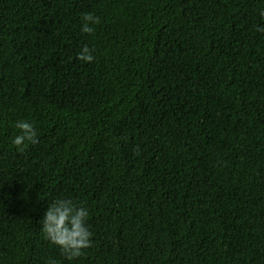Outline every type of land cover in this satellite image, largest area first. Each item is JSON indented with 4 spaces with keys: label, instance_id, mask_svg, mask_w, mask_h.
<instances>
[{
    "label": "trees",
    "instance_id": "obj_1",
    "mask_svg": "<svg viewBox=\"0 0 264 264\" xmlns=\"http://www.w3.org/2000/svg\"><path fill=\"white\" fill-rule=\"evenodd\" d=\"M262 10L0 0V264H264ZM19 119L38 133L23 152ZM56 198L89 211L72 261L41 230Z\"/></svg>",
    "mask_w": 264,
    "mask_h": 264
},
{
    "label": "clouds",
    "instance_id": "obj_2",
    "mask_svg": "<svg viewBox=\"0 0 264 264\" xmlns=\"http://www.w3.org/2000/svg\"><path fill=\"white\" fill-rule=\"evenodd\" d=\"M264 17V10L260 12ZM100 23V18L92 13L82 16L81 32L92 34L93 25ZM264 32V27L257 29ZM94 49L87 44L83 45L76 53V58L84 62L94 60ZM14 135L10 138L11 145L17 152H23L29 144L37 142L38 133L35 124L27 119H19L13 122ZM89 211L86 207L78 206L68 198H56L48 202L41 218V230L46 239L58 247L63 256L72 261L82 255L83 250L90 247L92 232L87 225ZM48 264H56L55 260H49Z\"/></svg>",
    "mask_w": 264,
    "mask_h": 264
}]
</instances>
